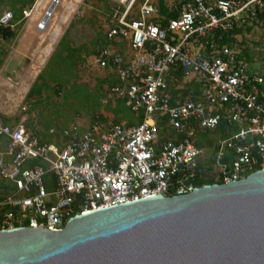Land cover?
Here are the masks:
<instances>
[{
  "label": "built area",
  "instance_id": "2783aa9c",
  "mask_svg": "<svg viewBox=\"0 0 264 264\" xmlns=\"http://www.w3.org/2000/svg\"><path fill=\"white\" fill-rule=\"evenodd\" d=\"M110 1L120 15L106 40L126 41L132 56L105 48L96 63L119 81L109 94L132 113L143 111L144 120L128 126L97 120L87 128L72 123L58 145L0 117V229L59 231L78 214L157 193L188 194L202 176L227 184L264 170V72L251 65L250 53L243 55L238 35L222 42V32L252 25L264 13V0H190L175 6L179 16L166 27L154 21L160 15L155 0ZM60 2L49 0L35 20L36 33L49 29ZM38 9L35 2L17 22L4 11L0 30H16ZM2 40L0 33V47ZM180 80L197 82L202 93L178 94L173 105L171 87L180 89ZM159 117L171 137L162 138ZM221 125L225 135L215 137L207 155L197 142Z\"/></svg>",
  "mask_w": 264,
  "mask_h": 264
},
{
  "label": "water",
  "instance_id": "95a60500",
  "mask_svg": "<svg viewBox=\"0 0 264 264\" xmlns=\"http://www.w3.org/2000/svg\"><path fill=\"white\" fill-rule=\"evenodd\" d=\"M0 264H264V170L184 195L0 229Z\"/></svg>",
  "mask_w": 264,
  "mask_h": 264
},
{
  "label": "rangeland",
  "instance_id": "374dc122",
  "mask_svg": "<svg viewBox=\"0 0 264 264\" xmlns=\"http://www.w3.org/2000/svg\"><path fill=\"white\" fill-rule=\"evenodd\" d=\"M45 1L49 2V0ZM173 1L168 0L169 3ZM44 4H40V8L33 13L31 19L22 24V27L19 25L17 39L23 36V30L27 25L32 27L30 32L28 31L23 38L24 49L19 42L20 40L14 42L15 48H21L18 49L20 52L23 49V55L20 53L11 54L7 61V63L9 62L7 71L6 69L0 71V75L2 73L6 78L8 77L14 81L12 85L10 83V86L6 85L8 91L13 92V95L9 93L10 96L6 97V104L5 101L1 102L3 106L6 107L7 105L10 111L6 107V111L9 112H2L0 116L12 122H21L35 135L48 137L53 142L60 143L62 129L72 123L78 124L80 128H87L96 122L99 116L106 117V121L99 119L103 123L114 122V117L110 110L116 106L117 99L109 94L108 84L104 82L106 73L97 66L95 56L92 55L84 57V60L80 62L77 80L59 95L50 92L45 94L43 98H31L25 101V92L30 90L34 80L44 69L50 54L53 52L52 47L55 45V43L51 45V31L53 30H48L50 34L44 40L40 38L44 33L38 34L34 30V21L42 12ZM68 6L71 7L69 12L66 9ZM9 9L7 4L3 5L0 7V15L4 11H9ZM65 14L68 15L64 22L63 15ZM71 22H73V26L69 30L68 37L71 44L74 47L86 48L88 51L92 49L93 40L97 34L99 32L105 33L111 26V23L107 22L106 17L98 8L83 4V0H61L54 11L51 23L54 27L59 26L63 33ZM238 40L242 41V47L247 48L249 51L251 65L264 72V27L260 25L253 26L251 30H246L243 34H239ZM37 47L40 49L35 50ZM127 52H131V50L126 47L124 53ZM85 54L84 52L83 55ZM12 71L15 72L11 74ZM2 86L4 85L0 87ZM179 87L180 89H185L188 85L185 82L179 84ZM18 89L20 96H17ZM3 91H5V88H3ZM51 130L54 132L51 133ZM210 153L211 149L208 148L207 155H210ZM0 183L4 185L5 181L0 178Z\"/></svg>",
  "mask_w": 264,
  "mask_h": 264
},
{
  "label": "trees",
  "instance_id": "16d2710c",
  "mask_svg": "<svg viewBox=\"0 0 264 264\" xmlns=\"http://www.w3.org/2000/svg\"><path fill=\"white\" fill-rule=\"evenodd\" d=\"M190 2V0H174L172 3L173 5L171 7L167 6V0H159V11L160 16L158 19H155V23L161 25L162 27H166L169 23V20L175 19L179 16V12L175 10V6H177L179 9L182 8L183 4L185 2ZM36 0H0V7L7 4L10 8V10L14 13V20L15 22L19 21L22 18V12L26 8H31ZM83 4H89L92 5L101 11L104 16L107 19V22L113 23V17L116 13V16L120 15V9H118L117 5L112 3L110 0H83ZM119 10V11H118ZM118 11V12H117ZM260 25L261 27H264V13L259 14L258 18L253 21L252 25L244 24L241 27L234 28L231 31L228 32H222L224 34V40L222 42L224 43H232L233 40H230L228 38L229 35H239L243 34L246 30L249 31L253 26ZM22 26V24L20 25ZM18 27V29L20 28ZM73 22L69 25L67 30L62 35L59 43L57 44L54 52L50 56L49 60L47 61V64L45 65L44 69L38 74L37 78L35 79L34 83L32 84L30 90L26 94L25 101L30 100L31 98H43L45 94H49L50 92L56 93V95H59L63 90L67 89L69 85H71L74 81L78 78L79 73V67L81 65L80 62L84 60V57L86 56H92L94 55L97 57L99 51L103 48H106L109 46V43L105 40V33L99 32L97 36L93 40V47L91 50L88 51V49H83L82 47H74L70 40H69V30L72 28ZM18 31L16 30H0L1 36L3 39L11 40L15 39L17 37ZM242 44V42H240ZM86 53L83 55V53ZM243 55H246L249 57V51L244 50ZM107 69H103L105 72ZM178 76L180 79H183V72L178 71ZM104 82H108L110 85H116L117 81L109 82L107 80V77L104 78ZM118 84V83H117ZM185 89H177V83L171 87L172 89V104L174 105L176 103V99L178 97V94H181L182 97L188 96L190 91H195V94H192V96L195 98V96L200 95L199 90L197 88V84L193 81L186 82ZM111 113L113 114V123L119 124L122 121H125V124L128 125H135V124H141L144 120V113L143 111L140 112L138 115L132 113L127 107L126 103L123 99H117L116 106L112 108ZM98 120H105L106 117L99 116L97 117ZM6 123L10 124H17L18 122H12L6 118H3ZM158 123L161 128L162 134H167V120L162 119L161 117L158 118ZM235 131V129L230 128V132ZM34 134V133H33ZM211 134H214L215 136L225 135L224 126L221 125L219 129H217L213 133L205 134L202 137V141H199L197 145L200 147H208L212 148L213 141L211 140L210 136ZM229 134V133H228ZM35 135V134H34ZM40 142L44 143L45 139L43 137H40ZM48 140V139H47ZM47 142V141H46ZM53 142V140H48V143ZM58 145H60L58 143ZM248 176V175H247ZM215 183H223L222 180H215L212 176H202L198 178L194 185L196 187H201L203 185L207 184H215ZM3 187V184L0 183V189Z\"/></svg>",
  "mask_w": 264,
  "mask_h": 264
},
{
  "label": "crops",
  "instance_id": "0c3cea01",
  "mask_svg": "<svg viewBox=\"0 0 264 264\" xmlns=\"http://www.w3.org/2000/svg\"><path fill=\"white\" fill-rule=\"evenodd\" d=\"M168 1V0H167ZM39 5L41 4V3H45L44 5H43V8L45 7V5L47 4V1H45L44 2V0H39ZM155 7H156V9H158L159 10V0H155ZM167 6L168 7H171L172 6V3L170 2H167ZM159 17H161L160 15H158V17H157V19L159 18ZM19 27V26H18ZM18 27L16 28V31H18L17 33H19V29H18ZM22 27V26H21ZM23 29H24V27H23ZM32 29V27H30L29 25H27L26 26V28L23 30V36L21 37V38H19V39H17V37H18V34H17V37L15 38V39H11V40H6V39H3L2 40V46L0 47V71L2 70H4V69H6V71H7V68L9 67V65H8V63H7V61H8V58H9V56L11 55V54H14V53H17V54H22L23 55V53H24V51H23V49H24V45H23V38L25 37V34H27V32L29 31L30 32V30ZM54 29H55V27H54V25L52 24V26H51V28H49V30H53V31H51V36H53V35H56V32L54 31ZM34 30H35V28H34ZM48 34H50V31H48V32H45L42 36H40V38H41V40H44L46 37H47V35ZM64 34V32L62 33V30H60V32H59V34H58V38H56L54 41H52V43H51V45L53 44V43H55V45H54V47H52V50H53V52H54V48H56L55 46H57V44L59 43V41H60V39H61V37H62V35ZM28 35H29V33H28ZM52 38V37H51ZM16 40H20L19 42H20V44H21V46H22V52H20V50H18V49H21V48H15L16 46H14V42L16 41ZM12 43V44H11ZM115 46V48L116 49H118V50H120L121 51V53H123L125 56H127V57H130V56H132V52H127V53H124V50H125V48L127 47V44H123V43H121V42H118L117 44H115L114 45ZM38 49H40L39 47H37V48H35V50H38ZM18 51V52H17ZM52 52V53H53ZM52 53L50 54V56L52 55ZM21 55V56H22ZM50 56H49V58H50ZM49 60V59H48ZM13 70H15V69H13ZM13 72H15V71H12L11 72V74L13 73ZM105 77H107V80L109 81V82H114V81H117V77H116V74H115V72H113V70H107V71H105ZM22 81H23V79H22ZM35 81V80H34ZM14 81L13 80H11V79H9L8 77L6 78L2 73H1V75H0V86L1 85H4V86H2V87H0V114L3 112V113H5V112H9L10 111V109L7 107V105H6V107L8 108V110L9 111H6V107L5 106H3L2 105V103L1 102H3V101H5V104H6V97H9L10 95H13L12 93L13 92H9L8 91V88H6V85H9L10 86V84L12 85V83H13ZM185 82H187V81H181L180 80V82H179V84H181V83H185ZM10 83V84H9ZM107 84H108V87L110 88V87H113V86H115V84L114 85H110L108 82H106ZM117 83H118V81H117ZM117 83H116V85H117ZM194 83H196L197 84V82H195L194 81ZM179 84H178V86H179ZM3 88H5V91H3ZM197 88H198V90H199V93L201 94L202 93V88H201V86L200 85H198L197 84ZM18 95L17 96H20L19 95V89H18ZM195 91H190V93H192V94H195L194 93ZM9 93H10V95H9ZM22 93V92H21ZM28 92L26 91L25 92V95L27 94ZM23 96H25L24 94H22ZM190 95V94H189ZM2 98V99H1ZM12 111V110H11ZM1 117V116H0ZM2 118V117H1ZM121 123H125V121H122ZM169 130V129H168ZM167 130V134H161L162 135V138L163 137H165V138H169V137H171V132H169ZM216 131V130H215ZM215 131H213V132H215ZM213 132H207L206 134H208V133H213ZM37 133H38V131H37ZM205 135V134H204ZM203 135V136H204ZM211 135H213L212 136V138H211V140L213 141L214 139H215V137H217V136H215L214 134H211ZM36 136H38L39 138H40V136L37 134ZM203 136H200V139L198 140V142L199 141H202L201 139H202V137ZM48 138V137H47ZM47 138L46 137H43V139H45L44 141L46 142V143H48V140H50L51 141V138H48V140H47ZM197 142V143H198ZM214 142V141H213ZM212 142V143H213ZM52 143V142H51ZM213 147V146H212ZM2 148H1V146H0V150H1ZM205 149L207 150L208 149V147H206L205 146ZM211 149V148H210ZM8 186V185H7Z\"/></svg>",
  "mask_w": 264,
  "mask_h": 264
},
{
  "label": "clouds",
  "instance_id": "9594fccd",
  "mask_svg": "<svg viewBox=\"0 0 264 264\" xmlns=\"http://www.w3.org/2000/svg\"><path fill=\"white\" fill-rule=\"evenodd\" d=\"M36 2L38 3L39 0H36ZM47 3H48V2H47ZM38 4H39V3H38ZM46 5H47V4H46ZM46 5H45V6H46ZM39 8H40V5H39ZM9 10H10V9H9ZM42 10H43V8H42ZM10 11H11V10H10ZM115 15H116V13H115ZM115 15H114V17H115ZM32 16H33V15H32ZM114 17H113V20H114ZM35 20H36V19H35ZM24 22H25V21H24ZM24 22H21L20 24H18V26L21 25V24H23ZM34 23H35V21H34ZM114 23H115V20L113 21V23L111 24V26H110L109 28H111V27L114 25ZM35 25H36V24H35ZM51 25H52V23H51ZM51 25H50V27H51ZM18 26H17V27H18ZM50 27H49V28H50ZM109 28H108L107 31L105 32V40H106V34H107ZM48 30H49V29H48ZM48 30H47V31H48ZM47 31H45V32H47ZM45 32H44V33H45ZM41 34H43V33H41ZM106 41H107V40H106ZM107 42L109 43V46L106 47V48H115L114 45L117 44V43L120 42V41H118V42H112V43L109 42V41H107ZM121 43H123V44H127V48H129V45H128V43H127L126 41H123V42H121ZM103 49H105V48H103ZM115 49H116V48H115ZM129 49H130V48H129ZM116 50H118V49H116ZM130 50H131V49H130ZM118 51L121 53L120 50H118ZM131 52H132V51H131ZM121 54L124 55L123 53H121ZM97 56H98V55H97ZM124 57H127V56L124 55ZM96 58H97V57H95V62H96ZM96 64H97V63H96ZM97 66H98V65H97ZM100 69H101V68H100ZM102 70H103V69H102ZM106 71H107V70H106ZM117 81H118V80H117ZM118 83H119V81H118ZM110 88H111V87H110ZM110 88H109V89H110ZM109 91H110V90H109Z\"/></svg>",
  "mask_w": 264,
  "mask_h": 264
},
{
  "label": "bare ground",
  "instance_id": "6f19581e",
  "mask_svg": "<svg viewBox=\"0 0 264 264\" xmlns=\"http://www.w3.org/2000/svg\"><path fill=\"white\" fill-rule=\"evenodd\" d=\"M76 1H80V0H76ZM77 3V2H76ZM70 6H68L66 9H67V12H69L70 11ZM65 13V12H64ZM68 15V14H67ZM67 15L65 14V15H63V21L65 22L66 21V17H67ZM69 18V17H68ZM55 32H56V35H53L52 36V41H54L56 38H57V36H58V34H59V32H60V27L59 26H55Z\"/></svg>",
  "mask_w": 264,
  "mask_h": 264
}]
</instances>
